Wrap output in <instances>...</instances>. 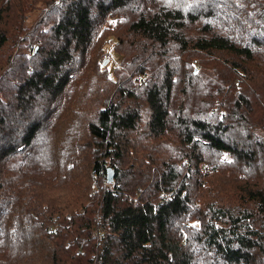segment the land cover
<instances>
[{"label":"trees","instance_id":"16d2710c","mask_svg":"<svg viewBox=\"0 0 264 264\" xmlns=\"http://www.w3.org/2000/svg\"><path fill=\"white\" fill-rule=\"evenodd\" d=\"M41 1L0 26V264H264V0Z\"/></svg>","mask_w":264,"mask_h":264},{"label":"rangeland","instance_id":"374dc122","mask_svg":"<svg viewBox=\"0 0 264 264\" xmlns=\"http://www.w3.org/2000/svg\"><path fill=\"white\" fill-rule=\"evenodd\" d=\"M7 3H9V5H12V7H11L12 12H8L6 14V19L3 22H1L0 26H10V28H12L13 30H15L17 32V33H14L13 31H11L8 34L9 37H11L13 35L16 36L17 34H19L18 27H19V23L21 21L24 23V25L26 27H32L36 23V21L38 19H40L42 13L45 12V9L47 8L45 2H43L41 0H8ZM254 20H256V18H254ZM50 22L51 21L45 15L43 22L40 23L41 28L44 31H48V30H45V27H47V24H50ZM111 23H113V22H111ZM111 23L109 25L113 26L114 24H111ZM23 34H26V33H23ZM48 34L49 33H47L46 36L42 38V41H43L42 44L36 45V49H37L36 51H38L42 45H43V48L41 50H43V51L45 49L49 48L50 45L46 42V39L49 36ZM114 48H115V42L111 41L106 46L103 53L99 55V58L97 60L99 63V69L101 71L110 70L109 72H110L111 76H113L116 73L117 69H120L122 67V61H121L122 57L113 51ZM21 50H24V49L19 48V47L13 48V41L12 40L8 41L7 46L5 47L4 50H1V53H0V57L3 58V61L0 63V72L3 69L7 70L11 67V62L15 59L14 57H16L17 55L22 53ZM28 53H30V51ZM31 54L33 55V53H31ZM39 54H35L33 56V58L38 59ZM38 63H39V61L36 60L35 65H30V66H35V67L37 66L36 70H40V67H38ZM207 67H209V66H207ZM212 67L213 66L210 64V68H212ZM15 69H16V67H15ZM205 70H207V69H205ZM206 72L209 74H212L210 71H206ZM0 74H2V73H0ZM19 75H20V70H18V68H17V70H15V73H13V78H12L13 81L12 80H5V81L0 80L1 88L3 87L4 91H7L8 93L10 91L12 92V94L14 96V101H12L13 103L17 102L16 101V99L18 97L17 92H19V91H17V89H18L17 83L20 80ZM0 79H1V77H0ZM8 83L13 84V85L16 84V85H14V87H12V86L10 87V85ZM87 85L85 87H87ZM100 92H101V89H99L97 92H95L93 94L98 96ZM0 98L2 99L1 92H0ZM6 100L8 102H11L9 100V97H6ZM90 100L92 101V99H90ZM42 103H44V102H42ZM40 104H41V102H40ZM39 109L40 108H38V107H34L32 109V113H35L36 111L39 112ZM225 158L227 159V157H225ZM186 162H187L186 160H183L181 164H184ZM187 166H188V163H187ZM196 168H198L201 172H206L207 170L210 169V165L207 162H202L199 165V167H196ZM96 230L97 229L95 228L94 229L95 233H96Z\"/></svg>","mask_w":264,"mask_h":264},{"label":"water","instance_id":"95a60500","mask_svg":"<svg viewBox=\"0 0 264 264\" xmlns=\"http://www.w3.org/2000/svg\"><path fill=\"white\" fill-rule=\"evenodd\" d=\"M115 178V172L111 165L108 166V172H107V181L112 182Z\"/></svg>","mask_w":264,"mask_h":264}]
</instances>
